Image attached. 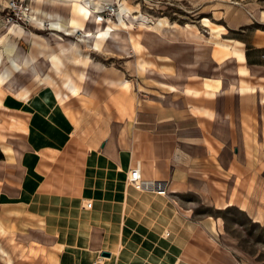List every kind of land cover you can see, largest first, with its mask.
Wrapping results in <instances>:
<instances>
[{
  "label": "crops",
  "instance_id": "obj_1",
  "mask_svg": "<svg viewBox=\"0 0 264 264\" xmlns=\"http://www.w3.org/2000/svg\"><path fill=\"white\" fill-rule=\"evenodd\" d=\"M52 1L35 0L56 9L33 5L39 27L78 18L94 34L111 26L112 20L96 25L74 16L75 0ZM157 28L143 29L170 42L209 43L184 27ZM50 31V37L31 30L12 34L28 43L15 44L14 56L0 44V77L13 60L22 66L0 88V109L12 114L7 127L25 143L15 155L0 135L14 151L0 144V170L3 162L11 164L6 169L15 177L0 188V264H245L217 249V241L233 210L247 224L264 227V37L253 42L216 29L212 58L231 60L239 78L217 79L214 86L205 79L176 82L173 51L148 60L143 34L133 29L99 35L100 47L88 51L73 47L82 44L84 30ZM10 36L7 28L0 40ZM34 36L44 41L34 46ZM112 43L135 58L129 62L135 82L111 71L99 55L114 54ZM139 60L153 67L142 73ZM95 62L101 71L91 68ZM154 73L166 75L165 81L149 76ZM136 167L154 190L129 183Z\"/></svg>",
  "mask_w": 264,
  "mask_h": 264
},
{
  "label": "rangeland",
  "instance_id": "obj_2",
  "mask_svg": "<svg viewBox=\"0 0 264 264\" xmlns=\"http://www.w3.org/2000/svg\"><path fill=\"white\" fill-rule=\"evenodd\" d=\"M118 1L119 0H112V3L117 4ZM7 2L8 0H0V36L5 34L8 28V24L5 21ZM121 2L133 9L132 13L134 16L141 15L148 19L144 25H142L143 23L140 18L130 17L129 19V22L133 23L130 25L129 30L133 29L134 32L143 34L144 44L150 50L149 55H147L148 60L159 55H164L166 52L173 51L174 59H172V62L179 64L178 69H175L178 76L174 80L180 84H188V82H186L188 80H191L189 81L190 84L198 83L205 79L207 83L216 86L217 79L235 80L239 78L236 65L231 62V60L219 64V62H216L215 59L212 58V52L217 49H214L215 47L213 46L216 41L211 40L210 37L211 34L215 35L214 33L216 32L214 31L216 29L229 32L227 37L245 35L248 40L253 42L264 37V0H121ZM117 5L119 6V4ZM38 7L47 11L56 10L38 4L34 5V8ZM122 8L123 4L120 9L118 7V11ZM110 20H112L111 24L117 22L115 17ZM159 22L163 24L165 22L163 27L169 26L175 29L184 27L188 29L189 33L204 35L209 39V43L195 42L184 37L176 39L175 42H170L143 29L145 26L151 25L156 27L160 24ZM19 25L24 29L27 28V30L33 31L39 36L50 37L52 33V31H50L51 28L48 30L36 24H32L31 26ZM8 32L10 34L11 30H8ZM8 38L10 42L14 44L28 45L27 42H24L16 35H11ZM66 38L68 37L64 39L66 40ZM6 39L7 38L1 39L0 44L3 45ZM132 39L135 42L138 40L135 37H132ZM84 49L87 51L89 50L86 47H84ZM111 50L114 54H99L103 57L106 66L109 67L111 71L119 73L124 72L126 80L135 82L138 78L135 76L134 70L130 68L129 64V62H133L135 58L130 57L132 54L120 52L114 43L111 44ZM97 54L98 52L94 54L95 58ZM95 58L93 61L96 60ZM97 64L99 63L95 62V65L91 66V68L101 71L102 69L97 68L100 67V65ZM47 68L48 64H44L43 70L46 71ZM182 71L189 72V74L194 73L199 76L189 79L187 76H183ZM238 72L244 76L245 72L243 70ZM149 76L159 79L160 81H165L166 77V75L163 76L158 73ZM16 79L20 81L18 77ZM88 79L92 83L96 82L93 78ZM6 92L11 93L10 90ZM86 92L89 93L88 90H86ZM108 104L113 106L112 103ZM11 115L12 114L0 109V118L3 120H8ZM16 120L21 121L20 119ZM16 132L17 131L10 130L7 126L0 125V135L6 138L7 144L14 149L15 155L22 151L25 144L24 141L20 139L21 135ZM0 144L5 152L8 150L11 154L13 153L10 147H6L3 143ZM1 165L5 168L0 170V188L9 185L8 180L15 179L12 172L6 169V166L12 165H8L5 162ZM191 200H196V198H191ZM225 217L227 218V225H220L217 249L221 250L222 253L228 254L231 258L233 254L240 261H244L248 264H264V227L247 224L246 217L235 210L226 213ZM26 259L29 260L28 257Z\"/></svg>",
  "mask_w": 264,
  "mask_h": 264
},
{
  "label": "bare ground",
  "instance_id": "obj_3",
  "mask_svg": "<svg viewBox=\"0 0 264 264\" xmlns=\"http://www.w3.org/2000/svg\"><path fill=\"white\" fill-rule=\"evenodd\" d=\"M37 1H40V2L43 1V4L53 2L52 0H37ZM34 3H35V0H34ZM34 3H33V5H34ZM107 3H109V2H107ZM111 3H109V4H111ZM117 4H119V9H120L121 8L120 2L118 1ZM122 4H123V8L120 11H118V13L115 16V19H117V22L112 23L111 26H109L107 32H105L104 29L101 30L99 27H97L100 29L99 34L98 33L94 34L91 31H87V30H85V26L82 23L83 21H78V20H80L79 18H78V20L72 19V21L68 24L61 23V22H58V23L51 22V24L48 23L50 26L48 30H50V28L60 29V30L64 31L65 33H67V35H74L77 31L84 30V34L81 36L82 39L80 38L83 44L76 43V44H73V47L76 50H79L80 48H82V46L86 47V48H93V47L99 48L100 47L99 42L96 40L97 36L99 37V35H101V37H103V36L107 35L106 37L113 38L115 36L116 32H118V31H122V30L129 31L130 25L133 24V23L129 22L130 17L140 18L141 22L143 23L142 25H144L148 21V19L145 18L144 16H141V15L140 16H134L132 13L133 9L131 7H129L128 5H126L125 3H122ZM72 7H73L74 16L82 17L83 20L88 19L89 21H91V20H96L97 16L95 13L98 10L103 8V3L101 0H91V1H89V0H75V4ZM32 10H33V6H32ZM40 11H41V9H40ZM134 11H136V10H134ZM33 12H34V10H33ZM109 21L110 20H108L106 23H108ZM164 24H165V22H164ZM164 24L160 23L159 25H157V27H158L157 29H162L161 27H163ZM131 28H132V26H131ZM8 30H11L10 35L15 34V33L21 35L24 33L25 30H27V28L24 29L21 25H19L17 23H13V24L8 25ZM16 31H19V32H16ZM131 40H132V42H130V44L132 43L135 52L137 54H142L143 53V47L140 44H138L137 42H135L132 38H131ZM43 41H44L43 38H41L39 36H34L33 45L37 46V45H39L40 42H43ZM81 41H80V43H81ZM3 46H4V51L8 56H14V52L16 49L15 44L10 42L9 38L4 40ZM71 53H73V52H71ZM1 60H2V53H0V63H1ZM58 64H59V62H58ZM26 65H28V63ZM131 66H133V65H131ZM138 66H139L140 72H142V73L144 71H146L148 68L153 67L151 64L146 63L144 60H139ZM21 69H22L21 64H19L16 60H13L11 67L0 77V88L3 85H5L11 79V77L15 71H19ZM72 87H70V89H72ZM118 87H119V85H118ZM128 88H129V84L125 82L123 89H128ZM73 89H75V88H73ZM21 96H22V94L19 95V97H21ZM62 98L60 97L59 102L61 103V105H64L63 104L64 100ZM13 121L15 122V120H13ZM4 125L8 126V127H12L11 122H9L7 120H4ZM16 126H17V124H16ZM19 127H21V126H19ZM20 131H21V129H20ZM12 152H14V151H12ZM138 190H154V188L152 186L145 185L143 187H140V189H138ZM158 194H160V193L158 192ZM160 195H163V194H160ZM164 195H166V194H164Z\"/></svg>",
  "mask_w": 264,
  "mask_h": 264
},
{
  "label": "built area",
  "instance_id": "obj_4",
  "mask_svg": "<svg viewBox=\"0 0 264 264\" xmlns=\"http://www.w3.org/2000/svg\"><path fill=\"white\" fill-rule=\"evenodd\" d=\"M34 0H8L6 10L7 14L5 16V21L8 25L17 23L24 26H31L35 24L39 15L32 10ZM118 5L115 3L103 4V8L96 12V25H105L108 20L115 17L118 13ZM41 26L45 29H49V24L47 22L41 23ZM128 181L130 184L134 185L137 189L145 186L142 179V171L139 167L134 168L130 171L128 176ZM155 188V185L153 186ZM160 194H165L164 189H158ZM87 208L92 207V203L86 204Z\"/></svg>",
  "mask_w": 264,
  "mask_h": 264
},
{
  "label": "water",
  "instance_id": "obj_5",
  "mask_svg": "<svg viewBox=\"0 0 264 264\" xmlns=\"http://www.w3.org/2000/svg\"><path fill=\"white\" fill-rule=\"evenodd\" d=\"M103 256H105V257H109V254H108V253H105Z\"/></svg>",
  "mask_w": 264,
  "mask_h": 264
},
{
  "label": "trees",
  "instance_id": "obj_6",
  "mask_svg": "<svg viewBox=\"0 0 264 264\" xmlns=\"http://www.w3.org/2000/svg\"><path fill=\"white\" fill-rule=\"evenodd\" d=\"M0 158H2V155L0 154Z\"/></svg>",
  "mask_w": 264,
  "mask_h": 264
}]
</instances>
